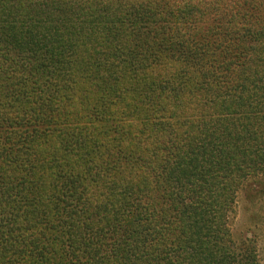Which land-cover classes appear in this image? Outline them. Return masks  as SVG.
<instances>
[{
  "label": "trees",
  "instance_id": "16d2710c",
  "mask_svg": "<svg viewBox=\"0 0 264 264\" xmlns=\"http://www.w3.org/2000/svg\"><path fill=\"white\" fill-rule=\"evenodd\" d=\"M264 0H0V264H260Z\"/></svg>",
  "mask_w": 264,
  "mask_h": 264
},
{
  "label": "rangeland",
  "instance_id": "374dc122",
  "mask_svg": "<svg viewBox=\"0 0 264 264\" xmlns=\"http://www.w3.org/2000/svg\"><path fill=\"white\" fill-rule=\"evenodd\" d=\"M249 186L239 192L228 225L235 242L255 245L259 263L264 264V196Z\"/></svg>",
  "mask_w": 264,
  "mask_h": 264
}]
</instances>
